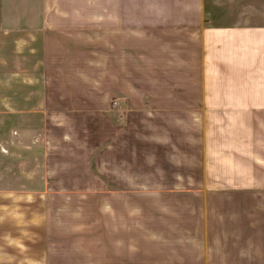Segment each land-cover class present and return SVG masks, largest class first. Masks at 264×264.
<instances>
[{
  "label": "crops",
  "instance_id": "obj_1",
  "mask_svg": "<svg viewBox=\"0 0 264 264\" xmlns=\"http://www.w3.org/2000/svg\"><path fill=\"white\" fill-rule=\"evenodd\" d=\"M215 6L41 0L32 83L9 100L0 84L20 135L39 120L48 161L64 150L107 190L208 192L183 239L143 264H264V22L217 23Z\"/></svg>",
  "mask_w": 264,
  "mask_h": 264
},
{
  "label": "rangeland",
  "instance_id": "obj_2",
  "mask_svg": "<svg viewBox=\"0 0 264 264\" xmlns=\"http://www.w3.org/2000/svg\"><path fill=\"white\" fill-rule=\"evenodd\" d=\"M206 1L216 5L211 21L264 22V0ZM40 3L0 0V84L8 100L15 83H32L31 22ZM20 117L0 109V264H143L145 252H167L183 239L178 231L192 229L187 210L201 215L208 203L206 191L193 200L179 190H107L96 173L66 165L58 157L64 150L48 161L34 139L39 120L25 118L20 135Z\"/></svg>",
  "mask_w": 264,
  "mask_h": 264
}]
</instances>
